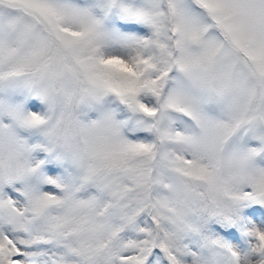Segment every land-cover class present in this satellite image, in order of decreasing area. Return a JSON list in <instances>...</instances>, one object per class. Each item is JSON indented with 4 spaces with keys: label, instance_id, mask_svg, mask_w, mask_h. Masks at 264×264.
I'll return each instance as SVG.
<instances>
[{
    "label": "snow or ice",
    "instance_id": "6c2138e0",
    "mask_svg": "<svg viewBox=\"0 0 264 264\" xmlns=\"http://www.w3.org/2000/svg\"><path fill=\"white\" fill-rule=\"evenodd\" d=\"M0 264H264V0H0Z\"/></svg>",
    "mask_w": 264,
    "mask_h": 264
}]
</instances>
